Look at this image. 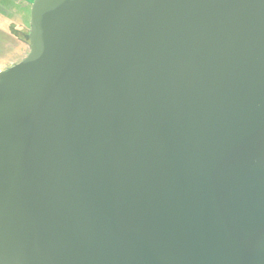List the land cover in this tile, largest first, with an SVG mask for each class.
Returning <instances> with one entry per match:
<instances>
[{
  "label": "water",
  "instance_id": "1",
  "mask_svg": "<svg viewBox=\"0 0 264 264\" xmlns=\"http://www.w3.org/2000/svg\"><path fill=\"white\" fill-rule=\"evenodd\" d=\"M0 71V264H264V0H34Z\"/></svg>",
  "mask_w": 264,
  "mask_h": 264
},
{
  "label": "rangeland",
  "instance_id": "2",
  "mask_svg": "<svg viewBox=\"0 0 264 264\" xmlns=\"http://www.w3.org/2000/svg\"><path fill=\"white\" fill-rule=\"evenodd\" d=\"M34 0H0V71L29 52L30 9Z\"/></svg>",
  "mask_w": 264,
  "mask_h": 264
},
{
  "label": "trees",
  "instance_id": "3",
  "mask_svg": "<svg viewBox=\"0 0 264 264\" xmlns=\"http://www.w3.org/2000/svg\"><path fill=\"white\" fill-rule=\"evenodd\" d=\"M20 61H21V60H20ZM20 61H18V62H20ZM18 62H17V63H18Z\"/></svg>",
  "mask_w": 264,
  "mask_h": 264
}]
</instances>
